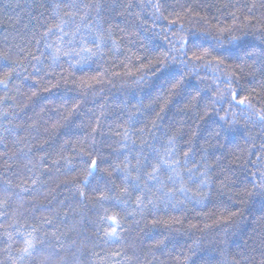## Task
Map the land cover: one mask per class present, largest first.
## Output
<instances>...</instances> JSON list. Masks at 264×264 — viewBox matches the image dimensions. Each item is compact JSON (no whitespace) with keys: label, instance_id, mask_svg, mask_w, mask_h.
<instances>
[{"label":"trees","instance_id":"16d2710c","mask_svg":"<svg viewBox=\"0 0 264 264\" xmlns=\"http://www.w3.org/2000/svg\"><path fill=\"white\" fill-rule=\"evenodd\" d=\"M8 48L26 59L0 58V79L17 69L0 84V264H264V122L233 99L264 114V0H0ZM125 156L178 161L170 195L146 175L134 191L112 170ZM33 228L44 253L19 260Z\"/></svg>","mask_w":264,"mask_h":264},{"label":"snow or ice","instance_id":"6c2138e0","mask_svg":"<svg viewBox=\"0 0 264 264\" xmlns=\"http://www.w3.org/2000/svg\"><path fill=\"white\" fill-rule=\"evenodd\" d=\"M74 7V5H69V8ZM66 23L65 21L61 20L60 23L56 25V28L59 29L61 33L65 32V28L63 27V24ZM182 30V26H181ZM56 32V29L48 28L44 32V38H48L51 35H54ZM233 40L236 39V37L232 38ZM183 45H187L189 41L183 40L181 38ZM39 43V41H37ZM191 45L192 49V58L195 60H202L205 57L209 55L207 50H204L201 52L203 49V42L198 40V39H193L191 40ZM47 47H51V45H46ZM189 49V50H192ZM183 51V48L181 49ZM16 56V60L14 61L15 64L22 66L23 64V59H26V57L23 56V53H16L14 54L11 48H8L7 51H4L0 53V58H2L4 61L11 60L13 56ZM28 55H31L29 53ZM185 56H187V52L184 53ZM35 59V57H33ZM0 70H3V68H0ZM25 71L27 69H24ZM17 71L16 67H11L10 71L5 72V77L4 79H0V84L4 85L7 87L8 82L12 79V74ZM167 80H172L174 79V74H169L168 77H166ZM233 99L235 100L236 104L240 106L241 111H246L249 113V116H256L258 117L259 121L264 122V114H260L259 112L255 111L254 105L251 102V99L248 96H244L241 98V95L239 92H236L233 94ZM171 143V141H170ZM126 146V145H125ZM136 159V164L132 165V162L130 159L125 156V159L123 160V168H121L120 164H117L112 170L113 171H123L124 173V179L127 181L128 185L132 187L134 191H141V185H140V180L147 176L146 180V188L149 190L151 189H156L157 185H159V191L162 192V195L164 196H169L170 192H165L163 191L165 184L161 180V175L163 174H168L169 172L175 171L176 170V165L179 164L178 161H176V164L172 163H167L166 161L163 160H157L155 163H152L149 158H143V157H137ZM143 160V162H141ZM68 163H71L68 161ZM81 165H82V171H83V179L77 181L74 184L75 190L78 192L81 200H85L86 194L84 189L88 188L89 185L92 183V180L94 179V174L97 171L99 165L96 159L92 160H81ZM133 173H136V176L133 177ZM169 181H173V177L171 175L168 176ZM256 181L257 183L253 185L254 189L256 190L257 194L264 196V172H261L258 176H256ZM35 183V181H32ZM100 182H104L103 178L101 179ZM201 184H205L206 181H200ZM96 193L100 192L99 188H95L93 190ZM181 192L186 191L185 189L181 188ZM125 192H127V187L125 188ZM251 194V193H250ZM109 197L105 196L103 193H100L99 199L101 202L107 200ZM125 200L128 199V196L125 195L124 197ZM148 200L149 203L151 201L149 200V197L146 192H142L140 196L137 197L136 200V208L141 209L144 201ZM103 220H106L110 223L112 226L111 232L106 233V235L110 238H116L117 237V226H118V219L116 216H103ZM50 223V222H49ZM15 230V229H14ZM37 230L36 229H31L26 237L22 238L23 242V248L20 250L21 254L17 258L19 260H25L28 257H33V256H38L44 253V250L40 247L37 246V240L39 239L38 236H34L33 233H35ZM9 238H11V233L8 234ZM51 262V256L45 255L44 261L41 262V264H50Z\"/></svg>","mask_w":264,"mask_h":264}]
</instances>
